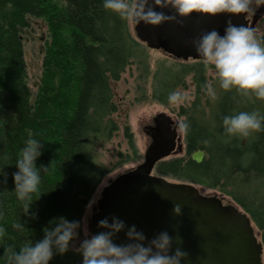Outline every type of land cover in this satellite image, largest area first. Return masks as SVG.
I'll list each match as a JSON object with an SVG mask.
<instances>
[{
    "label": "trees",
    "instance_id": "obj_1",
    "mask_svg": "<svg viewBox=\"0 0 264 264\" xmlns=\"http://www.w3.org/2000/svg\"><path fill=\"white\" fill-rule=\"evenodd\" d=\"M33 19L45 24L48 38L32 100L23 34ZM144 54L128 23L105 10L103 0H0V169L7 174L6 179L0 176V227L5 229L0 264H5V249L11 245L19 251L26 240H39L53 218L81 220L110 171L96 163L95 145L119 130L112 119L117 107L111 83ZM210 68L203 62H176L154 76L152 97L164 105L170 93L186 87L187 79L194 88L193 99L178 114L188 124L185 157L161 161L154 172L229 198L248 216L264 249V131L229 138L222 125L225 115L239 111L264 115V100L220 89L209 82ZM209 83L217 89L215 99L206 94ZM123 135L135 154L128 127ZM30 136L43 142L37 166H48L33 194L34 200L39 196L30 208L35 218L23 214L12 178ZM197 150L204 152L198 164L190 159ZM18 221L25 223L23 230L12 227ZM77 257L82 256L69 249L53 255L49 264H67Z\"/></svg>",
    "mask_w": 264,
    "mask_h": 264
},
{
    "label": "clouds",
    "instance_id": "obj_2",
    "mask_svg": "<svg viewBox=\"0 0 264 264\" xmlns=\"http://www.w3.org/2000/svg\"><path fill=\"white\" fill-rule=\"evenodd\" d=\"M155 8L174 10L180 17H186L193 11L207 14H249L254 13L264 0H103V8L118 18L135 26L143 22L158 26L165 21L174 20V15H165ZM191 44L202 62L213 69L219 88L225 91L235 89L245 97H255L264 100V38H258L255 30L246 25H233L231 20L225 22L223 34L216 29L209 30L194 38ZM206 94L215 99L217 89L213 84L206 86ZM172 104L182 100L179 92L168 96ZM223 132L229 138H248L252 134L264 131V115L257 111H239L225 115L222 120ZM182 131L188 130V124L181 122ZM43 142L35 136H30L20 149L16 160V171L12 173L14 191L21 203L23 214L30 213L42 181V173L47 167L37 166V158L41 155ZM0 176L7 174L0 169ZM42 193V192H41ZM40 193V194H41ZM172 212L179 215L180 205H174ZM12 227L23 230L25 223H13ZM81 222L69 221L65 217H56L49 221V226L43 228V236L39 240H26L17 248L9 246L5 249V264H49L53 255H63L78 236ZM98 228L104 229L83 239L75 250L82 256L81 264H181L187 253L180 248L172 249V237L168 231L162 230L151 239H147L136 225H125L119 217L113 215L111 222L108 217L100 219ZM126 229V231H125ZM125 231L127 243L116 244L114 237ZM5 229L0 227V237Z\"/></svg>",
    "mask_w": 264,
    "mask_h": 264
},
{
    "label": "water",
    "instance_id": "obj_3",
    "mask_svg": "<svg viewBox=\"0 0 264 264\" xmlns=\"http://www.w3.org/2000/svg\"><path fill=\"white\" fill-rule=\"evenodd\" d=\"M175 19L158 26L144 24L133 26L136 40L149 50H160L171 58L186 62L201 61L191 41L200 34L216 29L223 34L225 22L246 25L254 29L246 14H207L193 11L180 17L170 8L160 9ZM263 11V8L259 10ZM255 30V29H254ZM149 139L143 162L110 181L101 191L96 211L90 218V235L103 231L97 224L100 219L113 215L125 222L126 227L135 224L147 239L162 230L172 237V249L187 253L181 264H263L264 249L258 241L248 216L233 204H224L221 197L200 194L189 183L170 182L153 174L157 163L181 152V138L171 118L159 113L151 125L143 128ZM190 159L200 163L203 152L196 151ZM181 212L174 215V205ZM126 231V229H125ZM125 231L114 237L116 244L127 243Z\"/></svg>",
    "mask_w": 264,
    "mask_h": 264
},
{
    "label": "rangeland",
    "instance_id": "obj_4",
    "mask_svg": "<svg viewBox=\"0 0 264 264\" xmlns=\"http://www.w3.org/2000/svg\"><path fill=\"white\" fill-rule=\"evenodd\" d=\"M251 15L252 13L248 14L249 19ZM128 26L132 34H134L133 26L130 24ZM254 29L259 38L264 30V18L257 21ZM47 38L46 26L39 19L31 20L30 27L23 34V54L27 71V87L32 100L36 95L41 77V65ZM176 62L178 61L160 50H149L145 47L143 58L134 60L121 75L120 80L111 83L113 101L117 107V111L112 116V119L117 124L119 130L114 132L108 140L97 143L94 148L96 163L110 171L102 178L88 201L85 212L80 220L81 227L78 229V236L71 243L70 250L76 251L75 249L79 247L80 242L90 236L88 225L91 216L96 211V204L100 199L102 189L117 176L143 162L144 151L149 144V139L143 133V128L151 125L152 118L159 113L168 115L176 124L180 125L182 122L183 118L178 115L180 108L188 106L194 95V88L189 79L186 80L185 88H179L175 91L179 92L182 96V100L176 104L168 102L164 105L152 97L154 76L158 72L166 71L167 68ZM190 62L192 61L188 60L184 63ZM207 76L211 80L209 82H216L212 68L207 71ZM124 127H128L132 135L136 150L135 154H132L128 149L126 139L123 135ZM177 132L181 137L183 151L180 155L176 154V156L168 157L169 159L185 157L184 131L179 128ZM153 174L156 175L154 170ZM166 180L178 182L170 178H166ZM194 186L202 195H215L221 197L224 204L231 203L234 205L229 198L221 195L219 192L197 185ZM253 228L258 237V232L254 226ZM81 262L82 257H77L68 261L67 264H81ZM262 262L264 264V254L262 255Z\"/></svg>",
    "mask_w": 264,
    "mask_h": 264
},
{
    "label": "flooded vegetation",
    "instance_id": "obj_5",
    "mask_svg": "<svg viewBox=\"0 0 264 264\" xmlns=\"http://www.w3.org/2000/svg\"><path fill=\"white\" fill-rule=\"evenodd\" d=\"M263 8V11H260V13H258L259 12V10L260 9H262ZM245 18L248 20V22L249 23H251L252 21H254L255 20V25H256V23H257V21L259 20V19H261V18H264V6H260L254 13H252V15H251V18L249 19L248 18V14H246L245 15ZM255 25H254V28H255ZM264 37V30H263V32L260 34V36H259V38H263ZM190 61H192V60H190ZM178 62H182V61H178ZM192 62H201V61H192ZM172 120V119H171ZM173 121V120H172ZM183 121V120H182ZM173 123H174V121H173ZM174 126L176 127V130L178 131V129L180 128L179 127V124H176V123H174ZM177 134H178V132H177ZM179 136V135H178ZM181 138V137H180ZM181 143V142H180ZM182 146V145H181ZM182 151H183V148H182V150H181V152L180 153H178L179 155L182 153ZM184 151H185V145H184ZM198 151V150H197ZM204 153V152H203ZM171 156H176V154H174V155H171ZM171 156H169V157H171ZM191 156V155H190ZM204 158V157H203ZM169 158H167L166 160H168Z\"/></svg>",
    "mask_w": 264,
    "mask_h": 264
},
{
    "label": "bare ground",
    "instance_id": "obj_6",
    "mask_svg": "<svg viewBox=\"0 0 264 264\" xmlns=\"http://www.w3.org/2000/svg\"><path fill=\"white\" fill-rule=\"evenodd\" d=\"M181 150H182V149H181ZM198 151H200V150H198ZM195 152H196V151H195ZM201 152H202V151H201ZM178 153H180V152H178ZM178 153H177V154H178ZM193 153H194V152H193ZM193 153H192V154H193ZM192 154H191V155H192ZM203 157H204V153H203ZM240 211H241V210H240ZM241 212H243V211H241ZM243 213H244V212H243ZM251 225H252V224H251ZM252 227H253V226H252ZM253 229H254V228H253ZM254 233H255V232H254ZM255 235H256V234H255ZM256 237H257V236H256ZM257 239H258V237H257ZM258 241H259V239H258ZM259 242H260V241H259ZM260 243H261V242H260ZM261 244H262V243H261ZM262 246H263V245H262Z\"/></svg>",
    "mask_w": 264,
    "mask_h": 264
}]
</instances>
